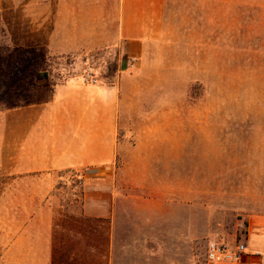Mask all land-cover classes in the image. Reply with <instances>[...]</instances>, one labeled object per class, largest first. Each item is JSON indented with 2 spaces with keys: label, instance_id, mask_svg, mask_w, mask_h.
I'll use <instances>...</instances> for the list:
<instances>
[{
  "label": "crops",
  "instance_id": "0c3cea01",
  "mask_svg": "<svg viewBox=\"0 0 264 264\" xmlns=\"http://www.w3.org/2000/svg\"><path fill=\"white\" fill-rule=\"evenodd\" d=\"M215 2L210 0L212 39L219 38L218 11L233 14L231 0L222 1V10ZM165 4L0 0L10 45L44 47L59 56L102 47L118 55L111 84L72 75L53 85L47 99L0 112V169L9 180L1 195L0 263L210 264L195 257L196 244L224 238L236 226L232 212L228 219L218 218L216 208H188L184 202L181 208L179 200L187 195L203 202L201 186L191 192L169 183V163L180 161L184 150L187 111L137 107L145 96L135 81L145 77L151 46L163 35ZM257 8L264 10V2ZM190 115L201 120L216 113ZM87 168L94 172L80 193H72L67 173ZM245 179L264 183V172ZM262 193L243 194L248 208L232 207L241 211L239 226L245 227L248 250L259 254L252 259L256 264H264ZM202 213L211 218L208 233L202 232Z\"/></svg>",
  "mask_w": 264,
  "mask_h": 264
},
{
  "label": "rangeland",
  "instance_id": "374dc122",
  "mask_svg": "<svg viewBox=\"0 0 264 264\" xmlns=\"http://www.w3.org/2000/svg\"><path fill=\"white\" fill-rule=\"evenodd\" d=\"M222 1L214 3L217 10L224 9ZM248 1L247 5L242 0H231L232 15L218 11L219 38L212 39L210 0H166L163 35L151 46L145 61L149 67L143 72L145 77L135 81L138 94L145 96V102L137 104L138 109L159 111L166 105L170 110L179 107L187 111L184 150L180 161L169 163V183L173 188L184 184L191 192L201 186L206 194L203 202L192 194L191 198H181V208L183 202L188 208H216L218 218L228 219L232 212L236 226L223 235L225 239L240 230L241 211L232 207L248 208L243 194L258 197L264 191V183L245 179L264 172V10L257 8L264 0ZM226 22L229 31L225 30ZM0 40L9 47H17L6 43L1 15ZM31 48H38L37 53L47 51L39 46ZM46 55V59L38 56L35 66L45 75L35 81L32 91H21V98L31 102L47 99L53 85L72 75L90 72L107 85L117 76L118 55L110 48L100 47L79 56L51 55L48 51ZM30 75L29 70L23 73L25 83ZM193 112L216 115L196 120L190 115ZM6 178L0 169V223L2 188L9 181ZM202 215V232L208 233L211 218ZM207 241L202 238L196 244L195 257L201 261Z\"/></svg>",
  "mask_w": 264,
  "mask_h": 264
},
{
  "label": "trees",
  "instance_id": "16d2710c",
  "mask_svg": "<svg viewBox=\"0 0 264 264\" xmlns=\"http://www.w3.org/2000/svg\"><path fill=\"white\" fill-rule=\"evenodd\" d=\"M37 49L12 48L0 40V110L18 108L31 102L29 98H21L20 95L21 91H32L36 87L35 81H40L45 75H41L35 66L39 63L38 56L46 59L47 51L43 49L37 53ZM27 70L32 75L29 82L25 83L22 76Z\"/></svg>",
  "mask_w": 264,
  "mask_h": 264
},
{
  "label": "built area",
  "instance_id": "2783aa9c",
  "mask_svg": "<svg viewBox=\"0 0 264 264\" xmlns=\"http://www.w3.org/2000/svg\"><path fill=\"white\" fill-rule=\"evenodd\" d=\"M135 58H129L128 66L133 67ZM84 79L95 82L94 76L87 72L84 74ZM94 172L92 169H82L69 172L66 175L65 184L74 194H78L85 186L87 176ZM246 230L240 226L239 234H236L232 240L220 238L218 240H210L206 243L204 260L210 264H256L252 261L253 258H258V253H252L246 245Z\"/></svg>",
  "mask_w": 264,
  "mask_h": 264
}]
</instances>
